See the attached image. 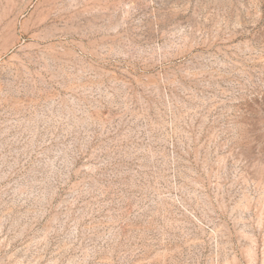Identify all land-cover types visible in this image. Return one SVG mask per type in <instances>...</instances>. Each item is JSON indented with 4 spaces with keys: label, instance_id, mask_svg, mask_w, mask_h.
<instances>
[{
    "label": "rangeland",
    "instance_id": "1",
    "mask_svg": "<svg viewBox=\"0 0 264 264\" xmlns=\"http://www.w3.org/2000/svg\"><path fill=\"white\" fill-rule=\"evenodd\" d=\"M0 264H264V0H0Z\"/></svg>",
    "mask_w": 264,
    "mask_h": 264
}]
</instances>
